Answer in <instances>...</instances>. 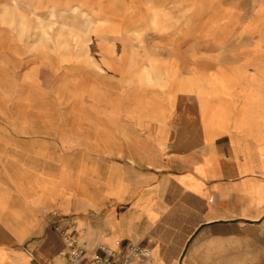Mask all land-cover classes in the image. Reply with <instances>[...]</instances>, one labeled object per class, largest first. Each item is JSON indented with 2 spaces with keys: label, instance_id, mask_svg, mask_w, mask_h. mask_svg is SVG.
I'll list each match as a JSON object with an SVG mask.
<instances>
[{
  "label": "crops",
  "instance_id": "0c3cea01",
  "mask_svg": "<svg viewBox=\"0 0 264 264\" xmlns=\"http://www.w3.org/2000/svg\"><path fill=\"white\" fill-rule=\"evenodd\" d=\"M242 69L256 81L234 84L236 105L257 95L225 129L214 111L197 114L168 142L178 158L145 163L122 161L107 137L102 152L120 160L88 157L75 170L73 145L43 130L40 104L0 98V264H63L58 228L69 224L89 257L136 244L150 251L139 264H264V53ZM165 89L172 107L173 83ZM163 134L149 139L165 146Z\"/></svg>",
  "mask_w": 264,
  "mask_h": 264
},
{
  "label": "rangeland",
  "instance_id": "374dc122",
  "mask_svg": "<svg viewBox=\"0 0 264 264\" xmlns=\"http://www.w3.org/2000/svg\"><path fill=\"white\" fill-rule=\"evenodd\" d=\"M261 53L264 0H0V98L40 104L43 130L73 145L75 170L120 160L102 152L107 137L122 161L145 163L178 158L168 142L197 114L214 111L225 129L257 95L237 106L231 88L256 81L242 67Z\"/></svg>",
  "mask_w": 264,
  "mask_h": 264
},
{
  "label": "built area",
  "instance_id": "2783aa9c",
  "mask_svg": "<svg viewBox=\"0 0 264 264\" xmlns=\"http://www.w3.org/2000/svg\"><path fill=\"white\" fill-rule=\"evenodd\" d=\"M56 214V211H51ZM63 247L57 253V257L63 258V264H139L146 259L150 251L136 244L129 245L127 254L118 257L114 249L102 246V252L93 256H87L85 249L78 242L76 233L71 224L64 228H58ZM35 264H49L48 262H36Z\"/></svg>",
  "mask_w": 264,
  "mask_h": 264
}]
</instances>
